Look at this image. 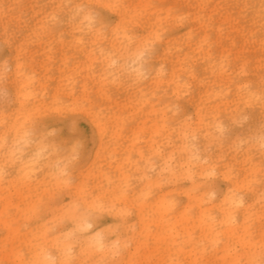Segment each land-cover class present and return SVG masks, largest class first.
I'll return each mask as SVG.
<instances>
[{
    "label": "rangeland",
    "instance_id": "374dc122",
    "mask_svg": "<svg viewBox=\"0 0 264 264\" xmlns=\"http://www.w3.org/2000/svg\"><path fill=\"white\" fill-rule=\"evenodd\" d=\"M110 1L116 4L112 9L99 0H0V264H42V246L55 253V243L71 227L63 210H83L79 183V192L100 196V207L83 215L93 220V227L95 220H107L102 224L106 243L112 242L108 229L121 239L134 234L143 243L134 254L135 264H156L176 248L173 257L178 256L188 239L184 227L192 231L193 241L202 232L196 201L189 222L176 223V248L165 249L171 241L164 239L156 212L149 211L144 223L135 210L120 216L111 187L102 188L109 185L106 175L121 181V171L135 189L142 173L158 177L176 202L167 217L176 220L188 202L182 191L189 186L185 178L166 179L163 154L169 151L167 163L176 170L181 161L196 159L215 167L205 178L196 177L195 191L203 193V205L212 207L215 222L220 214L214 205L221 190L230 187L222 172L231 171L238 181L244 177L264 196V0ZM93 11L100 18L90 24L85 17ZM73 22L82 27L86 53L73 45ZM109 56L122 79L124 72L138 69L141 87L122 82L99 86L94 76ZM16 69L22 86L31 81L33 97L25 101V109L15 97ZM89 114L102 116L106 124L105 150L97 166L98 135ZM11 123L23 127L9 128ZM182 140L188 150L181 148ZM151 142L160 144L163 154L149 149ZM9 149L14 151L12 164ZM20 159H30L31 180L16 191L11 179ZM237 192L245 202L251 200L249 187L242 185ZM159 194L155 185L148 201ZM260 201H254L255 209ZM249 223L260 239L264 216L255 215ZM89 230L71 231V264H110L127 256L120 248L102 259L82 258L79 249L89 240ZM204 251L205 257L213 252L210 246Z\"/></svg>",
    "mask_w": 264,
    "mask_h": 264
},
{
    "label": "bare ground",
    "instance_id": "6f19581e",
    "mask_svg": "<svg viewBox=\"0 0 264 264\" xmlns=\"http://www.w3.org/2000/svg\"><path fill=\"white\" fill-rule=\"evenodd\" d=\"M99 2L102 4V6H116L114 1L110 0H99ZM107 8L112 9L113 7ZM262 17L264 18V16ZM71 29L74 47L79 51L86 53L81 25L77 22H73ZM113 34L116 35L117 32L115 31ZM110 40L111 46H114L115 44H113V38ZM86 56L90 58L91 52H88ZM19 74V70L16 69L14 73V83L16 90L15 97L20 109H25V101H28L33 97L32 91L28 90L31 81L25 80V85L22 86L21 84H23V82L21 83ZM94 78L97 79L99 86L107 82H110L114 85L116 82H122L127 84V86H132L134 84L140 83L143 80V78L139 75L138 69H136V72H124L123 79L125 82H123V79L120 78L119 75L117 76L115 73L114 58L112 56H109L106 61H104L97 77L94 76ZM134 80H136V82H134ZM140 85L142 84H138L137 87H141ZM139 92H142V88H139ZM89 115L90 121L95 127L98 135V150L94 155V158L97 161L95 163L96 165L105 150L104 137L106 132V124L102 116ZM16 124L11 123L9 128L15 126V130H21L23 126L18 127ZM184 136L181 135L182 138ZM182 142L183 145L181 148L183 150H188L187 145L184 144L185 142L183 140ZM160 148L161 145L157 142H151L149 144V149H152L158 154H163V151H161L162 149ZM84 153L89 154L91 152H87L85 149ZM171 155L172 151L163 154V158L166 163L164 168H169V177L166 179L178 180L180 178H185L188 181L189 186L188 189L182 191L185 194L188 202L186 205H184L181 215L174 221H171L170 217H167V215L175 209L176 202L171 198L168 191L163 190L162 185L160 184V178L156 177L152 179L148 177L146 173H142L139 179V181H141L140 186L135 189L130 187L129 175H127L126 172L121 171L119 175L121 177V181L114 182L111 180V177L106 175L104 179H106V183H109V185H102V188L105 190L111 187L109 190V192L111 191L112 194L111 200H115V203L118 204L116 211L120 216H124V214L128 213L130 210H135L136 215L139 217V221L143 222L145 220L144 216L147 215L149 211L157 213L158 225L162 228L164 239L171 241L170 243L166 244L167 247L165 249H170V247L176 248L174 246L177 244L176 241L178 240V234H180L177 230V226L178 224L183 225L184 222H189L190 218L188 217V213H190V209L193 206V200L196 201L199 212L198 221L202 231L199 236V241H193L191 234L192 231L189 230L190 228L188 229V227H184L183 233L188 237V239L183 241L182 246L178 248V252H180L178 253V256L173 257L177 253L174 251L177 249L176 248L172 252L162 254L157 260L156 264H263V231L259 233L260 239H256L255 235H253L252 231L249 229V222L254 218L255 215L257 219L264 216V196H259L257 191L253 189L252 182L246 180L244 177L241 178V181H238L236 178L237 176L233 175L231 171L222 172L223 178L228 181L230 187H226L221 190L220 198L214 205L220 214V219L215 222V217L210 215L212 207H205L203 205V193L199 196V194L195 192L199 188V181L196 180V177L198 176L199 178H205L207 175L213 172L215 167L211 164H205L202 161L196 159L195 162L181 161L179 164L180 169L176 170L174 167H170V165L167 163L170 161ZM9 157V162L11 164L14 163L15 158L13 149H9ZM30 163V159H20L16 173L13 175V179H11V183L14 186L17 185V188L15 189L16 191L21 190L19 188L24 187L27 185V182L31 180ZM61 171L63 172L64 169H61ZM121 182L124 183L123 185L125 186H123ZM155 185L160 191V194L158 195L159 197L155 199L154 202H149L148 197ZM242 185L249 187L252 192V197L249 202H245L242 195H239L237 192L238 187ZM81 188V183H79V185L76 186V190H78V194L82 195L84 198L82 207L83 210H80L76 206H68L63 210L70 218V230L64 234V238L62 240H58L55 243V253L47 252L45 246H42L41 251L38 254V259H41L42 264H71L73 256V245L70 240L71 231L73 229L79 230V228H90L88 232L91 233L89 240L85 241L84 248L79 249L82 258L89 260L92 255H97L102 259L106 256H109L110 254L113 255L120 252V248H123L126 249L124 252L128 257L125 256V254L120 255L117 261L113 260L110 262V264H114L116 262V264H135L133 261L134 254L140 250V247L143 245V243L139 239L137 240L134 234L127 239H121L120 236L118 237L114 234V229H108L110 237L112 238V242L106 243L104 239V248L101 250L96 238L98 234L103 235L105 228L102 224L106 223L107 220H95L93 227V220H88L83 215L86 211L90 212L96 207H100V205L97 206V203L101 201V199L99 195H85L79 192ZM257 200H261L259 209H255L256 203L254 201L257 202ZM178 221L179 223L176 225ZM122 223L130 226L129 228L132 227V224H128L127 221L124 222L122 220ZM216 223H219V229L215 228ZM143 228H145L144 225L141 230H143ZM127 241H132L134 246L132 248L128 247ZM200 241H202V250H198V246L201 244L199 243ZM117 245L119 246V250L114 251V246ZM206 246H210L211 251L213 252L205 257L204 250ZM187 247L189 248L187 249ZM82 258L79 260L82 261Z\"/></svg>",
    "mask_w": 264,
    "mask_h": 264
},
{
    "label": "snow or ice",
    "instance_id": "6c2138e0",
    "mask_svg": "<svg viewBox=\"0 0 264 264\" xmlns=\"http://www.w3.org/2000/svg\"><path fill=\"white\" fill-rule=\"evenodd\" d=\"M102 7H115V6H102ZM57 16H58L57 13H53L52 14V19H56ZM85 18L89 21L90 24H93L96 21H98L100 17H99V13L98 12L93 11V12L87 13ZM144 55H146V53H141L142 57ZM261 131H262V135H261L260 139H261V143L264 144V118H262ZM96 239H97V242L99 243V246H100L101 250H103V248H104V243H103L104 237H103V235L102 234H98ZM118 250H119V246L118 245L114 246V251H118Z\"/></svg>",
    "mask_w": 264,
    "mask_h": 264
}]
</instances>
